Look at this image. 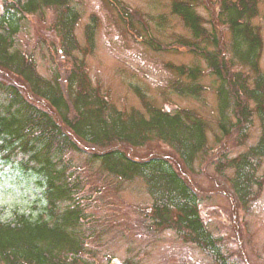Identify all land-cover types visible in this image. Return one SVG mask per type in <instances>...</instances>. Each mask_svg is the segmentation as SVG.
Listing matches in <instances>:
<instances>
[{"label":"trees","instance_id":"obj_1","mask_svg":"<svg viewBox=\"0 0 264 264\" xmlns=\"http://www.w3.org/2000/svg\"><path fill=\"white\" fill-rule=\"evenodd\" d=\"M0 1V158L33 174L43 199L37 216L22 212L13 222H0V264H88L83 252L89 228L82 224L86 214L78 196L85 187L84 167L75 164V154L116 180H142L152 199L145 211L150 229L173 230L211 253L217 264H231L201 217L204 192L190 176L205 161L213 164L215 174L230 187L235 205L242 208L262 193L263 43L253 19L263 0H216L211 20L198 12L201 0L170 4V13L189 32L178 36L172 48L202 58L218 83L217 148L209 143V122L195 110L169 112L143 96L145 110H120L92 84L76 53L82 49L74 36L79 16L72 0ZM48 9L56 10L52 29L58 41L52 48L57 61L51 76L45 77L15 39L22 23ZM222 25L230 35L227 42L217 33ZM94 28V20L85 27L90 45ZM145 41L154 50L164 48L151 36ZM169 67L177 75L171 83L176 93L200 95L201 68ZM254 118L260 131L256 143L235 153L247 141ZM232 138L237 144L229 148ZM153 142L165 144L171 152L135 153Z\"/></svg>","mask_w":264,"mask_h":264},{"label":"rangeland","instance_id":"obj_2","mask_svg":"<svg viewBox=\"0 0 264 264\" xmlns=\"http://www.w3.org/2000/svg\"><path fill=\"white\" fill-rule=\"evenodd\" d=\"M171 1L72 0L79 16L74 36L83 50L76 53L83 58L92 84L117 108L143 111V96L151 105L169 112L193 109L209 122V143L215 148L214 140L220 136L214 92L218 83L202 58L172 48L178 36H188L189 32L181 19L170 13ZM120 5L122 9L118 10ZM214 7L216 0H201L197 9L211 20ZM55 17V9L30 16L21 24L15 39L21 50L33 56L37 71L45 77L51 76L57 61L52 49L58 41L52 29ZM93 20L90 45L85 27ZM253 23L259 27L262 38L260 67L264 73V0ZM217 33L228 41L230 35L223 25L217 27ZM148 36L164 48L154 50L145 41ZM170 64L201 68L203 75L198 83L203 89L198 97L180 95L171 88L177 75ZM259 132L258 120L254 118L247 141L235 148V153L255 144ZM236 144L232 138L227 147ZM149 151L171 152L165 144L153 142L135 153L141 156ZM74 161L84 167L85 187L78 196L86 214L82 224L89 228L85 230L83 252L88 264H217L211 253L185 242L175 231L149 228L145 211L152 199L142 180H116L87 164L79 154H75ZM208 163L197 166L196 173L190 176L204 192L199 206L206 227L219 238L223 255L231 264H264V187L248 207H239L232 200L226 181ZM263 171L264 159L259 174ZM82 198L91 200L83 202ZM42 204L33 174H24L0 158V222H13L16 213L22 212L37 216Z\"/></svg>","mask_w":264,"mask_h":264}]
</instances>
